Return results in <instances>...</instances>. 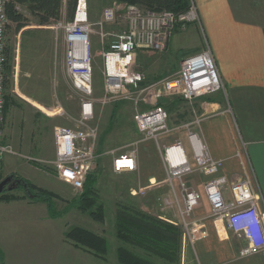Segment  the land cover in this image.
Instances as JSON below:
<instances>
[{
	"label": "rangeland",
	"instance_id": "1",
	"mask_svg": "<svg viewBox=\"0 0 264 264\" xmlns=\"http://www.w3.org/2000/svg\"><path fill=\"white\" fill-rule=\"evenodd\" d=\"M68 1L64 0L62 16L59 19H52V26H59L58 22L61 21L65 22L64 24L72 21L68 16ZM87 2L90 21L93 24L91 43L94 54V117L89 122L90 125L98 127L100 134L99 150L103 154L98 157L95 164L94 170L100 172L95 189L99 197L98 201L105 205L106 219L99 221L76 205L77 199L84 192L85 183L82 187H77L59 178L64 184L61 187H54L51 186L53 182L42 178V185L51 191L54 189L59 191L60 198L53 199V210H50L45 202L48 207V218L53 220H51L52 223H47L46 245L48 246L41 247V254L47 255L46 258L49 260H43L38 264H120L116 254L117 247L125 243L116 237L117 203L129 200L145 212L158 218L164 216L176 222L174 224L170 220L161 218L179 229L181 243L179 264H264V259L259 254L242 255L240 253L244 247L243 242L239 236L227 228L223 217L209 220L207 218L205 228L203 227L205 235L193 242L184 243V232L177 225L180 219L177 202L174 201L176 203L174 207L166 206V199L173 198L174 194L172 186L169 185L171 182L166 181L167 170L160 150L155 144L156 141L146 139L138 145L137 161L139 163L137 162L136 170L118 173L112 171L108 165L112 156L106 154L107 151L112 149H119L121 152L131 151L135 148L133 142L143 138L134 120L138 109L147 110L158 104L165 105L169 112L168 127L171 131L159 137L162 149L163 145L174 143L178 138L181 139L183 133L195 132L193 131L194 127L203 117L196 115L199 113L197 100H208L215 93L189 102L172 93L154 97L153 88L155 87L151 85L177 76L183 58L206 48L205 31L200 26L198 7L196 19L187 24L185 28L177 29L163 50L141 49L138 51L135 69L140 71L144 78L134 93L110 97L105 90L103 53L113 38L110 34L126 28L124 13L120 9L117 11L116 20L107 23L102 21L103 12L105 8L113 5L114 1L87 0ZM24 12L31 19L24 28L17 30L14 22H10L8 26V56L11 67L10 72L8 71L5 132L6 138H9L11 143L13 140H29L32 133L45 137L49 135V128L53 125L79 128L81 117V98L73 88L66 70V49L62 29L39 27L41 25L26 9ZM100 22H104V25H99ZM138 89L143 90L141 94ZM216 93H221L224 98L226 96L225 90ZM106 98H108L107 101H105ZM182 142L186 151L190 152L189 140L182 138ZM13 147L15 153H20V149L16 148L14 144ZM237 153H240L242 157L244 155V152ZM21 157H24L28 162L37 160L30 154ZM29 158L31 159L29 160ZM242 160L246 169L253 172L248 158L246 157V162L243 158ZM244 172L245 170L242 168L232 178L245 176ZM151 177H155V180H152ZM186 178L196 189L203 192V182L206 180L203 175L196 172ZM2 179L3 176L0 174V182ZM173 185L177 201L181 204L179 186L176 183ZM141 189H146L145 194L139 195L138 192ZM144 206L146 210L150 209L146 211ZM208 209V201L204 195L191 216L192 220L209 216L210 209ZM72 226H84L105 236L110 242V252L104 258H100L83 247L76 246L75 241L66 236V232ZM186 234L188 233L185 232ZM49 238L52 239V242L51 239L49 241ZM187 240H191V238L187 237ZM125 245L132 248L128 244ZM138 251L143 253L141 250ZM168 263L166 261L165 264ZM4 264L7 263L4 262Z\"/></svg>",
	"mask_w": 264,
	"mask_h": 264
},
{
	"label": "built area",
	"instance_id": "2",
	"mask_svg": "<svg viewBox=\"0 0 264 264\" xmlns=\"http://www.w3.org/2000/svg\"><path fill=\"white\" fill-rule=\"evenodd\" d=\"M11 0H0V161L9 154L15 153L13 145L5 135V108L8 95V26L10 19L7 6ZM20 11L25 7L17 5ZM123 10L126 28L113 36L103 53L105 90L111 96L131 95L144 78L135 69L136 56L141 49L163 50L176 29H183L196 19L197 5L191 0L189 8L181 13L169 10L152 11L138 4L114 2L103 12L104 22L116 20L117 11ZM52 21V20H51ZM39 24V27L62 29L65 42V64L67 73L75 91L80 95L81 117L80 127L55 126L54 140L56 155L51 162L59 178L82 187L88 174L95 169L98 157L103 154L99 150L100 134L98 127L90 125L93 114V62L90 21L87 0H77L75 13L70 23L58 22L59 26ZM104 22L98 23L103 26ZM109 34V33H108ZM178 75L152 84L154 97L172 93L189 102L216 92L225 90L224 82L216 63L212 49L207 44L200 52L181 60ZM130 85L132 87H130ZM149 86V87H151ZM161 86V88H160ZM148 88V87H147ZM144 89V88H143ZM158 90V92H157ZM140 94L143 90L138 89ZM170 94V95H172ZM108 98L105 99L107 101ZM139 100V99H138ZM169 112L164 105H155L147 110H137L134 120L143 138L133 142L135 148L128 152L112 149L106 154L112 156L115 172H131L137 168V148L146 139L157 142L167 170V181L171 182L173 198L166 199V206L174 207L177 202L180 219L177 222L184 232V243L193 242L205 235V220L223 217L227 228L239 236L245 243L242 255L259 254L264 259V210L263 196L255 184L253 172L246 169V151L237 156L241 160L245 176L235 179L223 173L225 161L212 156L201 136L189 132L192 159L189 158L182 140L160 146L159 137L170 132L168 127ZM84 125V126H83ZM83 128V129H80ZM244 149L246 147L243 144ZM172 149H175L172 151ZM31 158H29L30 160ZM38 164V160L32 161ZM200 173L206 180L203 192L190 183L186 177ZM178 184L181 193V204L177 201L175 187ZM141 189L139 195L145 194ZM137 193V194H138ZM207 198L210 214L200 218H191L203 196ZM175 201V202H174ZM164 220V216H160ZM185 232L188 234L185 235ZM190 237L191 240L186 238ZM240 239V240H241Z\"/></svg>",
	"mask_w": 264,
	"mask_h": 264
},
{
	"label": "crops",
	"instance_id": "3",
	"mask_svg": "<svg viewBox=\"0 0 264 264\" xmlns=\"http://www.w3.org/2000/svg\"><path fill=\"white\" fill-rule=\"evenodd\" d=\"M196 5L205 42L215 56L226 96L215 93L208 100H197L196 115L203 117L193 131L201 136L214 158L225 161L223 173L230 177L243 168L237 152L246 151L255 184L263 196L264 210V0H196ZM54 126L45 137L32 133L29 140H11L12 143L6 138L20 153L6 155L0 161L1 176H20L48 188L41 183L44 178L53 182L51 186L61 187L64 182L46 169L53 168L51 162L56 155ZM182 138L190 142L188 132ZM26 154L37 158L39 165L21 157ZM187 154L192 159L191 146ZM108 165L113 171L112 159ZM15 190L12 191L23 195ZM47 208L45 202L28 198L0 200V264H38L49 260L41 254V247L48 246L47 223L53 220L48 218Z\"/></svg>",
	"mask_w": 264,
	"mask_h": 264
},
{
	"label": "trees",
	"instance_id": "4",
	"mask_svg": "<svg viewBox=\"0 0 264 264\" xmlns=\"http://www.w3.org/2000/svg\"><path fill=\"white\" fill-rule=\"evenodd\" d=\"M76 1H68L67 9L70 19H73L74 16ZM112 1L125 4H138L152 11L169 10L176 13L186 11L191 5V0ZM18 4L24 6L30 15L36 19L38 24H48L52 19H59L62 16L64 0H11L7 6V14L10 22H14L16 29L20 30L31 19L26 16L25 12L16 8ZM10 67L11 62L8 56V71ZM46 169L56 173L55 169L51 167H46ZM99 176L100 172L97 170L88 174L84 192L77 199L76 205L84 212H88L95 219L103 221L106 219V208L103 203L98 201L99 197L95 189ZM17 177L28 186L27 189L22 186L16 189L22 190L23 195H19L13 191H3L0 193V199L10 201L28 198L33 201H44L47 202L50 210H53L52 201L55 197L60 198L58 193L39 187L20 176ZM117 205L118 209L115 220L116 237L132 247L130 248L125 244L117 247L116 254L120 264H165L166 261L169 262L168 264H179L181 243L177 226L141 210L137 204H134L130 200L119 201ZM66 236L74 240L76 246L83 247V249L100 258H104L110 252L109 240L105 236L84 226L70 227L66 232ZM138 250L143 251V253Z\"/></svg>",
	"mask_w": 264,
	"mask_h": 264
},
{
	"label": "water",
	"instance_id": "5",
	"mask_svg": "<svg viewBox=\"0 0 264 264\" xmlns=\"http://www.w3.org/2000/svg\"><path fill=\"white\" fill-rule=\"evenodd\" d=\"M130 87H132L130 85ZM22 186L23 188L27 189V184L20 180L19 178H16L14 175H9L5 178H3L0 182V193L3 191H12Z\"/></svg>",
	"mask_w": 264,
	"mask_h": 264
},
{
	"label": "bare ground",
	"instance_id": "6",
	"mask_svg": "<svg viewBox=\"0 0 264 264\" xmlns=\"http://www.w3.org/2000/svg\"><path fill=\"white\" fill-rule=\"evenodd\" d=\"M173 150H175V149H172V151H171V152H173Z\"/></svg>",
	"mask_w": 264,
	"mask_h": 264
}]
</instances>
